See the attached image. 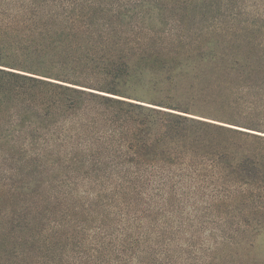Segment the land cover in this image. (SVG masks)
I'll use <instances>...</instances> for the list:
<instances>
[{"label": "trees", "instance_id": "1", "mask_svg": "<svg viewBox=\"0 0 264 264\" xmlns=\"http://www.w3.org/2000/svg\"><path fill=\"white\" fill-rule=\"evenodd\" d=\"M160 1L0 0L1 261L222 264L264 230V20Z\"/></svg>", "mask_w": 264, "mask_h": 264}, {"label": "rangeland", "instance_id": "2", "mask_svg": "<svg viewBox=\"0 0 264 264\" xmlns=\"http://www.w3.org/2000/svg\"><path fill=\"white\" fill-rule=\"evenodd\" d=\"M129 1V0H127ZM192 0H186L184 1H180L177 3H174L173 0H168V4L170 5V10L165 14L166 17H170V12L171 10H176L178 8L181 9V12H183V15H185V17H192V15L194 14V10L193 8L191 9H185L186 4L185 3H191ZM223 4L225 5L224 9L228 10V9H237V12H239L240 14V18H238V23L241 24H249L252 23V21L255 19V25L258 24V22L260 20H264V0H223ZM157 2L159 4H161V1L157 0ZM129 7V11L127 10V16L130 17L131 15H134L139 17V14H136V12H131L132 8L136 7V4H131L128 6ZM115 15V14H114ZM115 18V16L113 17ZM135 19V18H134ZM257 21V22H256ZM119 22H114L113 23V27L119 29L121 26L119 24H117ZM254 25V27H255ZM182 31L185 29V26L182 25L181 26ZM122 29V28H120ZM189 29L188 27H186V30ZM255 29V28H254ZM157 31L161 30L160 28H156ZM122 31L127 32L128 34H133L136 35V31L137 29H125ZM49 33H52L49 32ZM241 33L240 32H236L234 36H240ZM255 35V43H258V36H257V32L255 31L254 33ZM109 36H112V34H110ZM234 36H232V38H234ZM54 39L49 38L48 41H53ZM264 40V39H263ZM229 41H232L231 39ZM43 44V43H42ZM264 44V41H263ZM245 46V44H242ZM14 168V166L11 163H8L7 161L3 160L0 158V185H2V187H4V189L2 188V192L5 191H10L11 189H15V188H19V186H13L10 185V182H8V180L6 179L7 177H16V174H14V171H12V169ZM6 183L7 186H6ZM9 193V192H6ZM17 195V193H16ZM10 202V199H9ZM8 202V200H5V205H9L7 207H10V203ZM1 229V228H0ZM4 232V235L7 233V229H2V232L0 234V236L2 235V233ZM256 232L253 230H250V232L244 236V239L240 242L238 247H235L234 249H231L232 256L227 257L226 259H224L222 261V264H264V230H262L261 232L258 233V235H255ZM1 241V239H0ZM251 244L253 245L251 247ZM233 254H238L233 256ZM10 260L8 259H4V260H0V264H14V262H9Z\"/></svg>", "mask_w": 264, "mask_h": 264}]
</instances>
